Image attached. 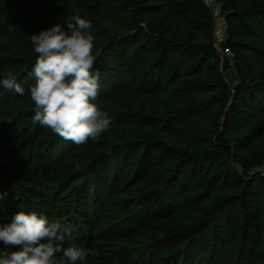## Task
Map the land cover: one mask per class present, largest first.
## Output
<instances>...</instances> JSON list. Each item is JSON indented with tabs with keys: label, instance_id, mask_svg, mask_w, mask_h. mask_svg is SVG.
Listing matches in <instances>:
<instances>
[{
	"label": "trees",
	"instance_id": "16d2710c",
	"mask_svg": "<svg viewBox=\"0 0 264 264\" xmlns=\"http://www.w3.org/2000/svg\"><path fill=\"white\" fill-rule=\"evenodd\" d=\"M125 1L131 23L123 35L102 25L110 17L106 0L0 5V77L11 70L26 89L18 96L0 87V223L23 209L70 225L73 240L66 246L91 250L84 264H264V83L226 82L229 61L215 47V15L204 0ZM215 2L222 50L264 58V0ZM73 17L90 20L91 34L103 39L95 55L101 86L94 102L112 117L109 128L85 144L34 121L27 91L37 55L30 36L56 23L66 27ZM188 54L222 68L207 85L210 98L178 115L157 116L149 102L169 97L186 80ZM186 82L202 86L198 78ZM238 97L244 106H236ZM213 109L221 124L207 128L214 137L207 148L186 152L157 135L160 127L170 132ZM166 162L173 172L153 184L154 170ZM206 163L209 178L195 191L188 172ZM227 178L237 191L216 195Z\"/></svg>",
	"mask_w": 264,
	"mask_h": 264
},
{
	"label": "clouds",
	"instance_id": "9594fccd",
	"mask_svg": "<svg viewBox=\"0 0 264 264\" xmlns=\"http://www.w3.org/2000/svg\"><path fill=\"white\" fill-rule=\"evenodd\" d=\"M66 27L56 23L30 36L37 55L28 76L34 79L28 93L34 102L32 119L75 144L96 139L112 123L106 110L94 102L100 89V71L94 67L91 21L73 17ZM0 87L24 96L26 89L16 73L0 77ZM70 225L43 212L23 209L0 223V264H81L91 250L76 244ZM58 257L57 254H61Z\"/></svg>",
	"mask_w": 264,
	"mask_h": 264
},
{
	"label": "rangeland",
	"instance_id": "374dc122",
	"mask_svg": "<svg viewBox=\"0 0 264 264\" xmlns=\"http://www.w3.org/2000/svg\"><path fill=\"white\" fill-rule=\"evenodd\" d=\"M17 0H0V5H11ZM45 4L53 5H70V0H45ZM208 7L215 15V25L213 30V39L215 47L218 49L221 59H228L229 67L227 71L223 72V76L226 82L234 87L239 83L253 84L264 83V58L260 59L251 54H242L241 57L235 58L231 53L223 51L221 48V42L224 37V27L221 23V17L218 12V8L215 0H204ZM106 5L110 13V17L106 18L103 22V27L110 32V34L123 35L129 31V25L131 23L130 7L125 0H106ZM69 20L68 16L65 18ZM89 31V30H88ZM264 33V32H263ZM103 39L95 38L93 41V54L96 55L101 48ZM203 58L194 55H186L183 57L184 61V74L186 80L179 83L177 89L170 90L169 97L167 95L164 98L157 100H151L149 102L150 110L157 116L159 114L167 113L172 116L180 114L189 107L195 106L202 102H208L210 98L209 88L207 85H213L215 79V73L218 70L213 67L210 61H205L200 64ZM201 65V66H200ZM223 65V62H222ZM189 77L198 78L202 82L201 88L188 86L186 83ZM200 87V86H199ZM159 103V104H158ZM236 106H244L243 99L238 97L236 99ZM133 110L141 111L140 113L150 115L149 109L142 111L143 106L140 104H132ZM247 108V107H244ZM216 123L221 124L219 119L213 110L205 111L200 117L193 119L192 122L188 119L183 120L169 132L167 128H158L157 135L165 140L169 145L175 146L183 151L191 152L197 151L210 146V143L214 140L213 134L207 128L213 127ZM132 126V136L137 137V132H134L135 126ZM211 164H202L199 167L194 168V171H189L188 176L194 175L195 191L203 189L202 183L206 182L209 178L211 170ZM173 166H170L169 162L160 165L159 168L153 172V184L157 185L165 180L167 175L172 173ZM264 172V170L259 169ZM192 178V177H191ZM190 185V184H188ZM200 185V186H198ZM237 191L233 178L223 179L218 182L216 186V195L219 193L231 194Z\"/></svg>",
	"mask_w": 264,
	"mask_h": 264
},
{
	"label": "built area",
	"instance_id": "2783aa9c",
	"mask_svg": "<svg viewBox=\"0 0 264 264\" xmlns=\"http://www.w3.org/2000/svg\"><path fill=\"white\" fill-rule=\"evenodd\" d=\"M221 23L223 24V19L221 18ZM226 51H228V50H226Z\"/></svg>",
	"mask_w": 264,
	"mask_h": 264
}]
</instances>
